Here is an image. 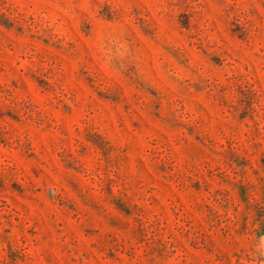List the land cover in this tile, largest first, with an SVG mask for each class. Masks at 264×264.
Instances as JSON below:
<instances>
[{
	"label": "rangeland",
	"instance_id": "obj_1",
	"mask_svg": "<svg viewBox=\"0 0 264 264\" xmlns=\"http://www.w3.org/2000/svg\"><path fill=\"white\" fill-rule=\"evenodd\" d=\"M0 264H264V0H0Z\"/></svg>",
	"mask_w": 264,
	"mask_h": 264
}]
</instances>
